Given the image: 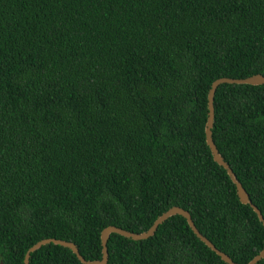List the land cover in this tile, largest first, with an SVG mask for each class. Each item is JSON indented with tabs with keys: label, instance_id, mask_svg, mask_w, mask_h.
Here are the masks:
<instances>
[{
	"label": "trees",
	"instance_id": "16d2710c",
	"mask_svg": "<svg viewBox=\"0 0 264 264\" xmlns=\"http://www.w3.org/2000/svg\"><path fill=\"white\" fill-rule=\"evenodd\" d=\"M264 75V0H0V262L101 259L172 207L236 264L264 247L205 141L220 77ZM212 140L264 218V84L217 87ZM107 264H226L181 216ZM29 264H81L48 244ZM257 264H264V258Z\"/></svg>",
	"mask_w": 264,
	"mask_h": 264
},
{
	"label": "water",
	"instance_id": "95a60500",
	"mask_svg": "<svg viewBox=\"0 0 264 264\" xmlns=\"http://www.w3.org/2000/svg\"><path fill=\"white\" fill-rule=\"evenodd\" d=\"M228 83V84H249V85H261L264 84V75L257 73L253 74L244 78H230V77H220L215 79L209 88L208 95H207V108H208V116H207V121L205 125V141L206 145L208 146L213 161L220 167H222L228 177L230 178L231 182L236 188V193L238 200L241 204L243 205H248L250 208L253 210V212L256 214L259 222L262 224L264 228V218L259 211V209L252 204V202L249 199L248 194L240 184V182L237 180L235 174L231 170V168L225 163L223 160L222 156L219 154L213 140H212V132L211 129L213 127V120H214V106H213V100H214V95L216 92V89L219 85ZM174 216H181L183 217L188 226L190 227L191 231L193 234L207 247L209 248L212 252H214L222 262L226 264H236L234 263L231 258L226 255L225 253L221 252L218 250L207 238H205L195 227L191 216L189 212L179 208V207H172L165 213H163L161 216H159L152 226L146 231L142 233H131L127 232L123 229L109 226L106 227L105 229L102 230L100 234V240H101V246H102V251H101V259L100 260H93V261H87L85 260L79 253L77 247L75 244L63 240H57V239H44L33 246H31L25 253L24 259H23V264H29V258L32 253L35 251L39 250L41 247L46 246L48 244H53L56 246H60L63 248H67L71 250V252L76 256V258L79 260L81 264H107L108 263V250H107V242L111 234H116L121 237L127 238V239H132L133 241H142L146 240L150 237H152L155 232L157 231V228L163 224L165 221H167L169 218L174 217ZM264 258V247L263 249L259 252L258 255H256L251 261H249L247 264H257L259 261H261ZM1 264V262H0Z\"/></svg>",
	"mask_w": 264,
	"mask_h": 264
}]
</instances>
